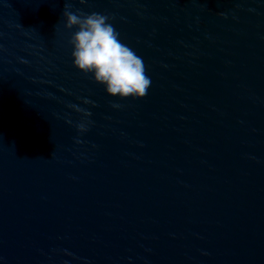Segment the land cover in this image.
<instances>
[{"label":"water","instance_id":"obj_1","mask_svg":"<svg viewBox=\"0 0 264 264\" xmlns=\"http://www.w3.org/2000/svg\"><path fill=\"white\" fill-rule=\"evenodd\" d=\"M66 11L109 16L145 97L73 66ZM0 257L264 264V0H0Z\"/></svg>","mask_w":264,"mask_h":264},{"label":"clouds","instance_id":"obj_2","mask_svg":"<svg viewBox=\"0 0 264 264\" xmlns=\"http://www.w3.org/2000/svg\"><path fill=\"white\" fill-rule=\"evenodd\" d=\"M64 16L65 28L76 29L68 41L73 66L102 85L110 97L121 100L145 97L151 78L146 75L143 59L121 41L109 16L70 11ZM112 107L118 109L120 105ZM2 261L0 257V264Z\"/></svg>","mask_w":264,"mask_h":264}]
</instances>
